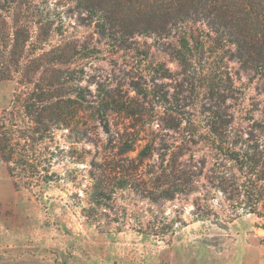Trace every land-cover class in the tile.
Listing matches in <instances>:
<instances>
[{"label": "rangeland", "instance_id": "rangeland-1", "mask_svg": "<svg viewBox=\"0 0 264 264\" xmlns=\"http://www.w3.org/2000/svg\"><path fill=\"white\" fill-rule=\"evenodd\" d=\"M212 37L120 49L0 0V135L36 164L0 156V264H264V76Z\"/></svg>", "mask_w": 264, "mask_h": 264}, {"label": "trees", "instance_id": "trees-1", "mask_svg": "<svg viewBox=\"0 0 264 264\" xmlns=\"http://www.w3.org/2000/svg\"><path fill=\"white\" fill-rule=\"evenodd\" d=\"M82 19L109 46L126 49L138 38L188 43L193 24L203 25L241 68L264 76V0H71ZM5 76V75H3ZM0 135V156L24 173L36 167L23 144ZM51 180V175H43Z\"/></svg>", "mask_w": 264, "mask_h": 264}, {"label": "water", "instance_id": "water-1", "mask_svg": "<svg viewBox=\"0 0 264 264\" xmlns=\"http://www.w3.org/2000/svg\"><path fill=\"white\" fill-rule=\"evenodd\" d=\"M258 233H264V230H261V232H258Z\"/></svg>", "mask_w": 264, "mask_h": 264}, {"label": "bare ground", "instance_id": "bare-ground-1", "mask_svg": "<svg viewBox=\"0 0 264 264\" xmlns=\"http://www.w3.org/2000/svg\"><path fill=\"white\" fill-rule=\"evenodd\" d=\"M257 232H261V230H258Z\"/></svg>", "mask_w": 264, "mask_h": 264}]
</instances>
